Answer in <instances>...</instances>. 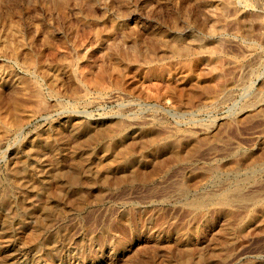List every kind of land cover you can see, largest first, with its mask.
I'll use <instances>...</instances> for the list:
<instances>
[{
  "label": "rangeland",
  "instance_id": "obj_1",
  "mask_svg": "<svg viewBox=\"0 0 264 264\" xmlns=\"http://www.w3.org/2000/svg\"><path fill=\"white\" fill-rule=\"evenodd\" d=\"M263 17L264 0H0V116L15 106L34 113L29 120L23 115L15 130L0 132V190L11 199L20 197L14 202L18 207L0 206V264H168L169 259L181 264V256H189L191 264H264ZM256 93L263 94L260 105L242 112L243 104L259 97ZM105 119H121L130 135L139 127L156 132V141L170 147L176 143L166 135L179 131L202 135L205 130L215 138L183 140L196 154L187 157L192 162L187 168L168 164L148 180L122 181L119 167L137 164L136 155L121 166L85 163L76 155L64 156L62 144L53 140L58 128L67 126L64 135L72 141L77 123H90L87 130L94 132ZM46 143L59 151L43 147ZM35 158L54 175L44 183L40 167L33 169L40 188L26 198L14 188L12 176L34 167ZM60 161L79 175L76 184L67 185L56 172ZM209 168L212 173L203 174ZM99 169L107 170V178L96 174ZM242 177L249 178L243 194L250 200L234 203L232 217L211 205L205 212L189 207L197 197L228 191ZM64 194L71 199L62 202ZM37 225L42 226L38 248L32 243L36 231L30 229ZM188 233L193 234L184 248L178 242ZM199 255L205 257L201 263L195 262Z\"/></svg>",
  "mask_w": 264,
  "mask_h": 264
},
{
  "label": "bare ground",
  "instance_id": "obj_2",
  "mask_svg": "<svg viewBox=\"0 0 264 264\" xmlns=\"http://www.w3.org/2000/svg\"><path fill=\"white\" fill-rule=\"evenodd\" d=\"M237 1V0H236ZM254 2V1H253ZM258 2V1H257ZM233 3V2H232ZM224 4V3H223ZM230 4V3H229ZM255 4V3H253ZM221 6V5H220ZM224 6V5H223ZM229 6V5H228ZM243 7V6H242ZM257 7V6H256ZM223 8V7H221ZM225 10V8H224ZM255 15V14H254ZM253 15V16H254ZM250 16V15H249ZM246 17V16H245ZM244 17V18H245ZM243 18V19H244ZM264 18V17H263ZM249 19V18H247ZM183 20V19H182ZM250 20V19H249ZM248 20V21H249ZM260 20V19H259ZM186 21V20H185ZM244 21V20H243ZM247 21V20H246ZM246 21L244 22L246 24ZM247 21V22H248ZM7 22V21H6ZM14 22V21H13ZM12 23V22H10ZM243 23V24H244ZM251 23V22H250ZM260 23V22H259ZM36 24V23H35ZM249 24V23H247ZM10 25V24H9ZM14 25V24H13ZM251 25V24H249ZM247 25V29H248V26ZM245 26V25H244ZM13 28V26H11ZM27 27V26H26ZM175 27V26H174ZM251 27V26H250ZM3 28V27H2ZM15 28V27H14ZM28 28V27H27ZM35 28V25L34 27ZM187 28V27H186ZM191 28V27H190ZM244 28V27H243ZM13 30V29H11ZM250 30V28H249ZM248 30V31H249ZM1 31V30H0ZM15 31V30H14ZM245 31V32H246ZM7 32V31H6ZM13 33V31H11ZM96 33V32H95ZM243 33V32H242ZM248 33V32H247ZM7 35V34H6ZM16 35V34H14ZM99 36V35H98ZM152 37V36H151ZM154 37V36H153ZM248 37V36H247ZM71 38V37H70ZM98 38V37H97ZM191 38V37H190ZM199 38V37H198ZM198 38H195L194 41L196 43H198L199 45H202L200 44L202 42V40L198 39ZM4 39V38H3ZM26 39V38H24ZM202 39V38H201ZM29 40V39H28ZM51 40V39H50ZM193 40V39H192ZM26 41V40H25ZM191 41V40H190ZM204 41V40H203ZM138 42V41H137ZM193 42V43H195ZM202 43H205V42H202ZM3 44V43H2ZM135 44V43H134ZM151 44V43H150ZM11 47V50L10 51H14L16 48L12 45L10 46ZM204 48V47H203ZM2 49V48H1ZM161 49V48H160ZM177 48L174 46V50H176ZM147 51V50H145ZM199 51V50H198ZM255 51V50H254ZM2 53V52H1ZM0 53V55H1ZM142 53V52H141ZM140 53V54H141ZM148 53V52H147ZM170 53V52H169ZM190 53V52H189ZM7 54V53H6ZM139 54V53H138ZM168 54V53H167ZM107 55V54H106ZM145 55V54H144ZM151 55V54H150ZM171 55V54H170ZM4 56V55H3ZM64 56V55H63ZM62 56V57H63ZM79 56V55H78ZM124 56V55H123ZM31 57V56H30ZM29 57V58H30ZM34 57V56H33ZM61 57V56H60ZM113 57V56H112ZM172 57V56H171ZM7 58V57H6ZM14 58V57H13ZM35 58V57H34ZM64 58V57H63ZM141 58V57H140ZM143 58V57H142ZM76 59V58H75ZM147 59V58H146ZM35 60V59H34ZM108 60V58H107ZM33 61V60H32ZM64 61V60H63ZM62 61V62H63ZM71 61V60H70ZM75 61V60H74ZM144 61V60H143ZM17 62V61H16ZM68 62V61H67ZM30 63V62H29ZM36 63V62H35ZM60 63V62H59ZM69 63V62H68ZM127 63V62H126ZM31 64V63H30ZM66 64V63H65ZM73 64V63H72ZM22 67V66H21ZM28 67V66H27ZM30 67V65H29ZM32 68V67H31ZM114 68V67H113ZM121 68V67H120ZM250 68V67H249ZM109 69V68H108ZM125 69V68H124ZM24 70V69H23ZM259 70V69H258ZM58 71V70H57ZM90 71V70H89ZM113 71V70H112ZM22 72V71H21ZM26 72H28L26 70ZM114 72V71H113ZM124 72V71H123ZM25 73V72H24ZM29 73V72H28ZM32 73V72H30ZM33 74V73H32ZM31 74V75H32ZM43 74V73H42ZM92 74V73H91ZM126 74V73H125ZM49 75V74H48ZM47 75V76H48ZM1 76V75H0ZM27 76V75H26ZM45 76V75H44ZM51 76V75H50ZM125 76V75H124ZM248 76V75H247ZM32 78V76H30ZM58 77V76H57ZM61 77V76H60ZM55 79V78H54ZM118 79V78H117ZM248 80V79H247ZM31 81V80H30ZM24 82V81H23ZM95 82V81H93ZM233 82V81H232ZM30 84V82H28ZM33 83V81H32ZM242 83V82H241ZM35 84V83H34ZM68 84V83H67ZM33 85V84H32ZM91 85V84H90ZM154 85V84H153ZM157 85V84H156ZM237 85H238V82H237ZM241 85V84H240ZM239 85V86H240ZM244 85V84H243ZM35 86V85H34ZM93 86V85H92ZM98 86L99 88H101L99 85H96ZM150 86V85H149ZM148 86V87H149ZM160 86V85H159ZM50 87V86H49ZM48 87V88H49ZM59 87V86H58ZM68 87V86H67ZM74 87V86H73ZM77 87V86H75ZM151 87V86H150ZM158 87V85H157ZM156 87V88H157ZM234 87V85H233ZM263 87V86H262ZM51 88V87H50ZM70 88V87H69ZM13 89V88H12ZM78 89V87H77ZM94 89V88H93ZM158 89V88H157ZM156 89V90H157ZM211 89H214V88H211ZM260 89V87H259ZM53 90V89H51ZM78 90H81V89H78ZM100 90V89H99ZM197 90V89H196ZM210 90V89H209ZM217 90V88H216ZM14 91V90H13ZM82 91V90H81ZM151 91V90H150ZM158 91V90H157ZM40 92V91H39ZM75 92V91H74ZM91 92V91H90ZM152 92V91H151ZM155 92V91H154ZM217 92V91H216ZM264 92V91H263ZM61 93V92H60ZM73 93V92H72ZM101 93V92H100ZM156 93V92H155ZM200 93V92H199ZM198 93V94H199ZM206 93V91H205ZM33 94V93H32ZM36 94H38V92L36 91ZM81 94V93H80ZM203 94V93H202ZM227 94V93H226ZM258 94V93H256ZM87 95V94H86ZM209 95V94H208ZM261 95V94H260ZM263 95V94H262ZM261 96H258L254 101L252 102H249V103H246V104H243V109H242V112L248 114L249 111L251 110V108L253 107H257L259 106V102H260V99H261ZM36 96V95H34ZM77 96V95H76ZM216 96V95H215ZM257 96V95H256ZM39 97V95H37V98ZM190 97V96H189ZM198 97V96H197ZM201 97V95H200ZM217 97V96H216ZM213 98V97H212ZM36 99V98H35ZM76 99V98H75ZM186 99V98H185ZM223 99H225L223 97ZM249 99V98H248ZM87 100V99H86ZM195 100V99H194ZM246 100V99H245ZM196 101V100H195ZM213 101V100H211ZM191 102V101H189ZM40 103L42 104V101H40ZM92 103V102H91ZM213 103V102H212ZM220 103V102H219ZM218 103V104H219ZM17 105V104H16ZM27 105V104H26ZM65 105V104H64ZM103 105V104H102ZM189 107V105H187ZM197 106V105H196ZM6 107V106H5ZM28 106H26L27 108ZM46 107V106H45ZM58 108L60 106H57ZM24 108V107H23ZM33 108V107H32ZM38 109V106L36 107ZM42 108V107H41ZM84 108V107H83ZM40 109V108H39ZM190 109V108H189ZM192 109V108H191ZM260 109V108H259ZM4 110V109H3ZM35 110V109H34ZM256 110V109H255ZM37 111V110H36ZM127 111V110H126ZM206 111V110H204ZM201 112V111H200ZM259 112V111H258ZM263 112V111H262ZM43 113V112H42ZM4 114V113H3ZM237 114V113H235ZM252 114V113H251ZM262 114V113H261ZM25 115V117L27 118L26 120H29L30 118L33 117L34 113L32 111H24L22 108H19L17 106H15L13 109H11V111L8 113V114H4V116H0V132L1 133H5V132H9V131H13L17 128V126L23 122L21 121L22 119V116ZM107 115V114H106ZM253 115V114H252ZM260 115V114H259ZM36 116V115H35ZM249 116V115H248ZM246 117V116H245ZM109 119V118H108ZM105 119L102 124L101 127H98L97 129H95L96 131H92L91 129L90 130H87L89 128V125L90 123H85V125L81 124V123H75L76 126H73L71 128V134L73 136L76 135V137L71 141V138H70V141L69 140H66L64 133L65 131H67V126H63L62 128H58L57 132L55 131V136L53 138L54 141H56L57 143L59 144H62V147L63 149L62 152H63V155L66 156V157H69V156H73V155H76L79 160H81L82 162H85V163H89V162H93V161H96V162H99L100 164H102V162H115L117 163V165L121 166L123 164H126L128 162V158L132 155H136L138 157V163L135 164V165H129L127 168H124L122 169V167H119V169L121 170L120 172H118V176L119 179H121L122 181H126L128 179H133V180H138V181H145V180H148L150 179L151 176H153L154 174H156L155 172L158 171V168L160 167H164L168 164H174V165H183L185 166L186 168L191 166L192 162L188 159L190 158L189 157V154L193 155L195 157L196 154H192L194 153V149H192L191 146H193L192 144H189V145H185L183 144V140L184 142L185 141H198L197 143H200L201 142H209L210 141V138L214 135H211L209 134L208 132H204L202 133V135H197L189 130H185V131H179L178 135H174V133H170V135H166V140L168 139L169 141L170 140H174V143H176V146L174 147H170L168 146L167 144H163L161 141V143H159V141L157 142L156 141V138L155 135H156V132L155 133H151L149 131H146L143 128H138L137 130H134V133L132 135H130V133H124V122L121 120V119ZM23 120V119H22ZM160 120V119H159ZM191 120V119H190ZM52 121V120H51ZM141 122V121H139ZM145 122V121H143ZM226 122V121H224ZM145 124V123H144ZM227 124V123H226ZM134 125V124H133ZM141 124H139L140 126ZM229 125V124H228ZM161 126V125H160ZM164 126V125H163ZM147 127V126H146ZM205 128V127H204ZM170 129V127H169ZM203 129V128H202ZM132 130V129H131ZM166 130V129H165ZM199 131V130H198ZM85 132V133H84ZM137 132V133H136ZM173 132V131H172ZM220 132V131H219ZM0 133V134H1ZM213 133V132H212ZM221 133V132H220ZM10 134V133H9ZM54 134V133H53ZM68 134V133H67ZM164 134V133H163ZM166 134V133H165ZM79 135V136H78ZM159 135V134H158ZM197 135V136H196ZM8 136V135H7ZM53 136V135H52ZM67 137V136H66ZM221 137V136H220ZM5 138V137H4ZM2 138V139H4ZM212 138H215V137H212ZM223 138V137H222ZM164 139V138H163ZM161 139V140H163ZM226 139V137L224 138ZM1 140V139H0ZM52 140V141H53ZM159 140V139H158ZM165 140V141H166ZM223 140V139H222ZM164 141V140H163ZM2 142V141H1ZM22 142V141H21ZM44 142V141H43ZM46 142V141H45ZM172 142V141H171ZM217 142V141H216ZM54 142V144H57ZM72 143V144H71ZM168 143V142H167ZM225 143V142H224ZM10 144V143H9ZM53 144V142H52ZM51 143H46L43 147H49L50 145H52ZM71 144V145H70ZM170 145V144H169ZM191 145V146H190ZM195 146V145H194ZM203 146V145H202ZM230 146V145H229ZM29 147V146H28ZM53 146H50L51 148V151H53L54 153H57L58 151L56 150V147L52 148ZM61 147V146H60ZM196 147V146H195ZM193 147V148H195ZM205 147V146H204ZM232 148H235V147H232ZM239 148V147H238ZM196 149V148H195ZM217 150V148H215ZM235 150V149H234ZM194 151V152H193ZM199 151V150H197ZM230 151V150H229ZM240 151V150H238ZM29 154L31 153V150L28 151ZM146 152V153H145ZM202 152V151H201ZM145 153V154H144ZM198 153V152H197ZM204 153V152H203ZM34 154V153H33ZM36 154V152H35ZM72 154V155H71ZM202 154V153H201ZM263 154V153H262ZM47 155V154H46ZM54 155V154H53ZM57 155V154H56ZM55 155V156H56ZM69 155V156H68ZM190 155V156H191ZM236 155V154H235ZM254 155V154H253ZM199 156V155H198ZM201 156V155H200ZM220 156V155H219ZM241 156V155H239ZM247 156V154H246ZM245 156V157H246ZM250 156V155H249ZM248 156V157H249ZM14 157V156H13ZM32 157V156H31ZM188 157V158H187ZM203 157V156H202ZM246 157V158H248ZM34 158V157H32ZM38 158V157H37ZM37 158H35L34 160H32V166L34 165V167H30L31 169H19V170H16L14 173H13V182L12 184L14 185V188L17 190V192L20 194V195H23V196H26L28 195V193H31L34 192L35 190V187H39L37 184V177H36V174L34 173L35 171L38 170V168L40 167V173H42V176L44 180H42L44 183L47 182V179L48 177H50L51 175H54V173L52 172V168L49 166V165H45L43 163L40 162V159L38 160ZM55 158V157H54ZM70 158V157H69ZM201 158V157H200ZM242 158V156L240 157ZM239 158V159H240ZM244 158V156H243ZM245 158V159H246ZM58 159V158H57ZM238 159V158H237ZM59 160V159H58ZM57 160V161H58ZM217 160V159H216ZM241 160V159H240ZM252 160V159H251ZM257 160V159H256ZM67 161V160H66ZM208 161V160H207ZM246 161H248V159H246ZM258 161V160H257ZM257 161H254V162H257ZM261 161V160H260ZM46 162V161H45ZM44 162V163H45ZM52 162V161H51ZM235 162V161H234ZM240 162V161H239ZM249 162V161H248ZM130 163V162H129ZM222 163V162H221ZM229 163V162H228ZM245 163V162H244ZM251 163V162H249ZM253 163V162H252ZM59 166H58V171L57 168H56V172L59 173V174H63L65 179H66V184L69 185L70 183H73L75 181L78 180V177L76 175L75 172L71 171V170H66L64 169V162L60 161L59 163ZM227 164V163H226ZM247 164V163H246ZM254 164V163H253ZM252 164V165H253ZM20 165V164H19ZM68 165V164H67ZM203 165V164H202ZM233 165V164H231ZM239 165V164H238ZM250 165V164H249ZM248 165V166H249ZM264 165V164H263ZM208 166V165H207ZM215 166V164L213 165V167ZM242 166V165H241ZM19 167V166H18ZM89 167V166H88ZM210 167V166H209ZM217 167H218V164H217ZM226 167V166H225ZM231 167V166H229ZM235 168V165L232 166ZM257 167V166H256ZM192 168V167H191ZM194 168V167H193ZM224 168V167H223ZM248 168V167H247ZM253 168V167H252ZM255 168V167H254ZM262 168H264V166H262ZM33 169H36L35 171ZM55 169V167H54ZM161 169V168H160ZM165 169V168H164ZM218 169V168H217ZM217 169L215 171H217ZM221 169V168H220ZM219 169V170H220ZM237 170V168H235ZM234 169V170H235ZM178 170V169H177ZM180 170V169H179ZM190 170V169H189ZM193 170V169H192ZM205 170V169H204ZM254 170V169H253ZM9 171V170H8ZM212 171L211 168L209 169H206V171H204L203 174H206V173H210ZM12 172V170H11ZM79 172V171H77ZM174 172V171H173ZM221 172V171H220ZM250 172V171H248ZM9 173V172H8ZM37 173V172H36ZM107 170H103V172H101V169H99V171L96 173L97 175H100L104 178H107ZM166 173V172H165ZM212 173V172H211ZM245 173V172H244ZM256 173V172H255ZM175 174V173H174ZM191 174V173H190ZM193 174V173H192ZM191 174V175H192ZM202 174V173H201ZM200 174V175H201ZM87 175V173H86ZM96 175V176H97ZM207 175H211V174H207ZM246 175V174H245ZM251 175V172L250 174ZM40 176V175H38ZM79 176V175H78ZM94 176V175H93ZM94 176V177H96ZM206 177V175H204ZM212 176V175H211ZM218 176V175H217ZM220 176V175H219ZM229 176V175H228ZM236 176V174H235ZM101 177V178H102ZM111 177V176H110ZM158 177V176H157ZM202 177V176H201ZM216 177V176H214ZM247 177V175H246ZM246 177H242V180L241 181H236V183L234 182L233 185L231 186V188L228 190V191H221V192H218L212 196H205V198H198L193 202H189V207L190 208H195V209H199L203 212L207 211V209H209V207L207 208V206L211 205L213 206V209L217 212H219L220 214H222L224 217L228 216L231 214V213H234L232 212V205L234 203H243L244 201L246 200H250L248 199V195H244L243 194V190H244V187H245V181H248L249 178H247V180H244L243 178L246 179ZM250 177V176H249ZM252 177V176H251ZM255 178L257 177L256 175L254 176ZM261 177V176H260ZM92 178V176H91ZM112 178V177H111ZM171 178V177H170ZM195 178V177H194ZM197 178V177H196ZM200 178V177H199ZM208 178V177H207ZM212 178V177H211ZM259 178V177H258ZM2 179V178H1ZM42 179V178H41ZM94 179V178H92ZM210 179V177L208 178ZM257 179V178H256ZM108 180V179H107ZM106 180V182H108ZM111 179H109L110 181ZM161 180V179H160ZM164 181V180H163ZM174 181V180H173ZM235 181V180H234ZM41 182V181H40ZM82 182V181H81ZM105 182V183H106ZM188 182V181H187ZM252 182L255 183V179L253 178ZM37 183V184H36ZM93 183H96V182H93ZM101 183V181H100ZM104 183V182H102ZM152 183V182H151ZM158 183V182H157ZM161 183V182H160ZM164 183V182H163ZM175 183V182H174ZM179 183V182H178ZM229 183V182H228ZM249 184V182H247ZM11 184V186H12ZM36 184V186H35ZM66 184H62V185H66ZM76 184V182H75ZM81 184V183H80ZM79 184V185H80ZM111 184V183H110ZM124 184V183H123ZM146 184V183H145ZM155 184V183H154ZM202 184V183H201ZM253 184V183H252ZM258 184V182H257ZM49 185V184H48ZM105 185V184H104ZM158 185V184H157ZM171 185V184H170ZM173 185V184H172ZM254 185V184H253ZM260 185V184H259ZM45 187V184L43 185ZM98 186V185H97ZM110 186V185H109ZM142 186V185H141ZM192 186V185H191ZM256 186V185H254ZM1 187V185H0ZM10 187V186H9ZM49 187V186H47ZM62 187V186H61ZM61 187L59 188V191L62 192V189ZM69 187V186H68ZM83 187V186H82ZM135 187V186H134ZM152 187V186H151ZM259 187V186H258ZM11 188V187H10ZM40 188V187H39ZM38 188V189H39ZM72 188V187H71ZM70 188V189H71ZM121 188V187H120ZM159 188V187H158ZM168 188V187H167ZM184 187H181V189H183ZM194 188V187H193ZM249 188V187H248ZM2 189V188H1ZM48 189V188H47ZM50 189V188H49ZM73 189V188H72ZM101 189V188H100ZM226 189V188H225ZM11 190V189H10ZM16 190L14 192H16ZM34 190V191H33ZM51 190V189H50ZM48 190V192L50 191ZM66 190V189H65ZM69 190V188H68ZM105 190V189H104ZM128 190V189H127ZM261 190V189H260ZM123 191V190H122ZM146 191V190H145ZM176 191V190H175ZM184 191V190H183ZM187 191V190H186ZM217 191V190H215ZM254 191V190H253ZM7 192V191H6ZM5 190H0V206H5V205H8V206H11V205H15L14 202H16L15 200H18L20 199L19 198H14V199H11L10 196H8L6 193ZM9 192V191H8ZM46 192V191H45ZM44 192V193H45ZM102 192V191H101ZM121 192V191H120ZM125 192V191H124ZM156 192V191H155ZM160 192V191H159ZM163 192V191H162ZM161 192V193H162ZM203 192V191H202ZM252 192V191H251ZM36 193V192H35ZM82 193V192H81ZM87 193V192H86ZM115 193V192H114ZM184 193V192H183ZM212 193V192H211ZM11 194V193H10ZM40 194V193H39ZM79 194V193H78ZM148 194V193H147ZM188 194V193H187ZM14 195V193H13ZM33 195V194H32ZM47 195V193H46ZM94 195V194H93ZM136 195V194H135ZM139 195V194H138ZM141 195V194H140ZM205 195V193H204ZM17 196V195H15ZM31 196V195H30ZM35 196V195H34ZM49 196V195H48ZM65 196V197H64ZM61 198L62 202L64 201H68L70 200L71 198L68 196V195H65ZM127 196V195H126ZM137 196V195H136ZM178 196V195H177ZM46 197V196H45ZM98 197V196H97ZM173 197V196H172ZM176 197V196H175ZM204 197V196H203ZM26 198H28L26 196ZM33 198V197H32ZM75 198V197H74ZM145 198V197H144ZM162 198V197H161ZM25 199V198H24ZM23 199V200H24ZM260 199V198H259ZM259 199H256L254 200L253 199V202H255L257 204V201ZM26 200V199H25ZM82 200V199H81ZM158 200V199H157ZM166 200V199H165ZM193 200V199H192ZM261 200V199H260ZM29 201V200H27ZM45 201V200H44ZM79 201V200H78ZM105 201V200H104ZM26 202V201H24ZM35 202V201H34ZM140 202V201H139ZM29 203V202H28ZM27 203V204H28ZM38 203V202H37ZM179 203V202H178ZM186 203V201H185ZM18 204L15 205V207H18ZM22 204V203H21ZM61 204V203H60ZM83 204V203H82ZM184 204V202H183ZM245 204V203H244ZM252 204V203H251ZM47 205V204H46ZM120 205V204H119ZM142 205V204H141ZM238 205V204H237ZM250 205V204H248ZM128 206V205H127ZM20 207V206H19ZM38 207V206H37ZM36 207V208H37ZM237 207V206H236ZM250 207V206H249ZM262 207V206H261ZM23 208V207H22ZM43 208V207H41ZM83 208V207H82ZM163 208V207H162ZM167 208V207H166ZM165 208V209H166ZM211 208V207H210ZM239 208V207H237ZM236 208V209H237ZM245 208V207H243ZM260 208V207H259ZM9 209V208H8ZM35 209V208H34ZM33 209V211H34ZM133 209V208H132ZM145 209V208H144ZM149 209V208H148ZM157 209V208H156ZM184 209V208H183ZM235 209V208H234ZM233 209V210H234ZM235 209V210H236ZM241 209V208H240ZM253 209V208H252ZM256 209V208H255ZM258 209V208H257ZM262 209V208H261ZM11 210V209H10ZM14 210V209H13ZM76 210V209H74ZM152 210V209H151ZM247 210V209H246ZM27 211V210H26ZM109 211V210H108ZM138 211V210H137ZM188 211V210H187ZM10 212V211H9ZM38 213L40 216L43 214L41 213V209H35L34 213ZM147 212V211H146ZM13 213V211H12ZM41 213V214H40ZM143 213V212H142ZM163 213V212H162ZM189 213V212H188ZM187 213V214H188ZM10 214V213H9ZM47 214V213H46ZM106 214V213H105ZM135 214V213H134ZM141 214V213H140ZM15 215V214H14ZM45 215V214H44ZM53 215V214H52ZM253 215V214H252ZM255 215V214H254ZM21 216V215H20ZM216 216V215H215ZM231 216V215H230ZM73 217V216H72ZM205 217V216H204ZM232 217V216H231ZM23 218V217H22ZM21 218V219H22ZM68 218V217H67ZM191 218V217H190ZM202 218V217H201ZM8 219V218H7ZM14 219V218H13ZM79 219V218H78ZM129 219V218H128ZM45 220L47 222L50 223V220L49 217L46 215L45 216ZM154 220V219H153ZM170 220V219H169ZM224 220V219H223ZM251 220V219H250ZM260 220V219H259ZM130 221V220H129ZM174 221V220H173ZM216 221V220H215ZM221 221V220H220ZM3 222V221H2ZM44 222V221H43ZM57 222V221H56ZM171 222V220H170ZM233 222V221H232ZM33 223V222H32ZM41 224V222H39ZM75 223V222H74ZM131 223V222H130ZM234 223V222H233ZM227 224V223H226ZM238 224H239V221H238ZM187 225V224H186ZM222 225V224H221ZM235 225V224H234ZM35 226V225H34ZM32 226V228L30 229H33L36 231V233L33 235L32 237V240L34 243V246L37 247L38 246V239L36 238L37 234L40 233V229H42V226H38L37 227H34ZM59 226V225H58ZM89 226V225H88ZM120 226V225H119ZM17 227V226H16ZM15 227V228H16ZM55 227V226H54ZM128 227V226H127ZM216 227V226H215ZM221 227V226H220ZM227 227V226H226ZM229 227V226H228ZM68 228V227H67ZM84 228V227H83ZM168 228V227H167ZM50 229V228H49ZM61 229V228H60ZM59 229V230H60ZM87 229V228H86ZM18 230V229H17ZM32 230V231H33ZM48 230V229H46ZM45 230V231H46ZM65 230V229H63ZM90 230V229H89ZM92 230V229H91ZM191 230V229H190ZM238 230V229H237ZM44 231V230H43ZM52 231V230H51ZM56 231V229H55ZM104 231V230H103ZM130 231V230H129ZM197 231V230H196ZM202 231V230H201ZM221 231V230H220ZM48 232V231H47ZM50 232V231H49ZM88 232V231H87ZM123 232V231H122ZM194 232V231H193ZM198 232V231H197ZM219 232V231H218ZM46 233V232H45ZM52 233V232H50ZM74 233V232H73ZM96 233V232H95ZM191 233V232H190ZM186 234L184 236L183 239H181L178 243H181V244H184V246H188L190 245V241H191V236L192 234ZM214 233V232H213ZM224 233V232H223ZM227 233V232H226ZM230 233V232H229ZM9 234V233H8ZM30 234V233H29ZM54 234V233H52ZM61 234V233H60ZM72 234V233H71ZM83 234V233H82ZM86 234V233H85ZM115 234V233H113ZM196 235V233H194ZM200 234V233H199ZM228 234V233H227ZM2 235V233L0 234ZM44 235V234H43ZM42 235V236H43ZM130 235V233H129ZM201 235V234H200ZM204 235V234H203ZM215 235V234H214ZM6 236V235H5ZM40 236V234H39ZM46 236V235H45ZM88 236V235H87ZM127 236V235H126ZM180 236V235H179ZM183 236V235H182ZM211 236V235H210ZM8 237V236H7ZM38 237V236H37ZM41 237V236H40ZM44 237V236H43ZM51 237V236H50ZM69 237V236H68ZM90 237V236H89ZM195 237V236H194ZM201 237V236H200ZM213 237V236H212ZM228 237V236H227ZM81 238V237H80ZM112 238V237H111ZM226 238V237H225ZM6 239V238H5ZM49 239V238H48ZM106 239V238H105ZM178 239V238H177ZM218 239V238H217ZM41 240V238L39 239ZM111 240V239H110ZM175 240V239H174ZM179 240V239H178ZM196 240V239H195ZM223 240V239H222ZM229 240V239H228ZM28 241V240H27ZM31 241V240H30ZM43 241V240H42ZM60 241V240H59ZM209 241V240H208ZM225 241V239H224ZM234 241V240H233ZM156 242V241H155ZM175 242V241H174ZM177 242V241H176ZM195 242V241H194ZM213 242V241H212ZM193 243V242H192ZM75 244V243H74ZM196 244V243H195ZM193 244V245H195ZM200 244V243H198ZM223 244V243H221ZM227 244V242H226ZM229 244V243H228ZM235 244V243H234ZM41 246V245H40ZM68 246V245H67ZM72 246V245H71ZM186 246L184 248H186ZM199 246V245H198ZM197 246V247H198ZM226 246V245H225ZM224 246V247H225ZM34 247V248H35ZM83 247V246H82ZM81 247V248H82ZM111 247V246H110ZM179 247V246H178ZM195 247V246H194ZM214 247V246H213ZM217 247V246H216ZM29 248V247H28ZM38 248V247H37ZM61 248V247H60ZM188 248V247H187ZM36 249V248H35ZM40 249V248H39ZM49 249V248H48ZM201 249V248H200ZM180 250V249H179ZM192 250V249H190ZM196 250V249H195ZM194 250V251H195ZM204 250V249H203ZM198 251V250H197ZM205 251V250H204ZM219 251V250H218ZM61 252V251H60ZM189 252V251H188ZM200 252V251H199ZM197 252V253H199ZM224 252V250H223ZM222 252V253H223ZM12 253V252H11ZM46 253V252H45ZM190 253V252H189ZM202 253V252H201ZM216 253V252H215ZM214 254V253H213ZM36 255V254H35ZM193 255V254H192ZM13 256V255H11ZM18 256V254H17ZM16 256V257H17ZM181 256V255H180ZM188 256V255H187ZM211 256V255H210ZM223 256V255H222ZM15 257V256H14ZM168 257V256H166ZM171 257V256H170ZM184 257V260L182 261L181 260V264H191L192 263V260L189 261V256L188 258L186 256H181V259H183ZM186 257V258H185ZM192 256H190L191 258ZM197 258V257H196ZM198 260H196L195 262H199L201 263V261L205 258L204 256H201L199 255L198 256ZM207 258V257H206ZM213 258V257H212ZM217 258V257H215ZM219 258V257H218ZM14 259V258H13ZM19 259V258H18ZM138 259V258H137ZM168 259V258H167ZM192 259V258H191ZM179 260V259H178ZM168 264H176L178 262H175L174 260L172 259H169L168 260ZM194 261V260H193ZM205 261V260H204ZM203 261V262H204ZM111 262V261H110ZM191 262V263H190ZM197 262V263H198ZM222 262V261H221ZM1 263V262H0ZM217 263V262H216ZM114 264V263H113ZM166 264V263H165ZM179 264V263H178ZM194 264V263H193ZM206 264V263H205ZM214 264V263H213ZM218 264V263H217Z\"/></svg>",
  "mask_w": 264,
  "mask_h": 264
}]
</instances>
